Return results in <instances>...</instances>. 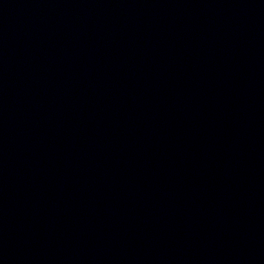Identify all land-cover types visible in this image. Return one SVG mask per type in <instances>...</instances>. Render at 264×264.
Returning <instances> with one entry per match:
<instances>
[{"label":"water","instance_id":"obj_1","mask_svg":"<svg viewBox=\"0 0 264 264\" xmlns=\"http://www.w3.org/2000/svg\"><path fill=\"white\" fill-rule=\"evenodd\" d=\"M0 264H264V139L0 182Z\"/></svg>","mask_w":264,"mask_h":264}]
</instances>
